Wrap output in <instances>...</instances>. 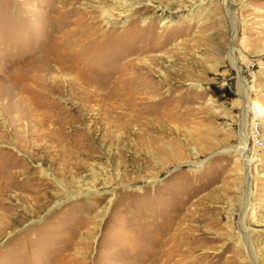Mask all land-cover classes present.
Listing matches in <instances>:
<instances>
[{
  "label": "rangeland",
  "instance_id": "obj_1",
  "mask_svg": "<svg viewBox=\"0 0 264 264\" xmlns=\"http://www.w3.org/2000/svg\"><path fill=\"white\" fill-rule=\"evenodd\" d=\"M0 264H264V0H0Z\"/></svg>",
  "mask_w": 264,
  "mask_h": 264
},
{
  "label": "bare ground",
  "instance_id": "obj_2",
  "mask_svg": "<svg viewBox=\"0 0 264 264\" xmlns=\"http://www.w3.org/2000/svg\"><path fill=\"white\" fill-rule=\"evenodd\" d=\"M233 35H234V32H233ZM231 52H232V48L230 50L229 56H230V59H231L230 61H231L232 65L235 66ZM241 80H239L240 88L245 86ZM247 99L248 98H247V94H246L245 97L243 98L242 120H241V142H240V147H238V150L240 151V153H241L242 157L244 158L245 162L247 163V165H249V163L253 159V156L249 154L250 153L249 151H247L248 150L247 149V136L245 134L246 133V124H247V110L245 108V105H246ZM246 177H247V183L249 184V182H250L249 166L246 169ZM248 191H247V195L245 197L242 212H244L246 210L247 206L249 205L248 200H249L250 191L249 192ZM240 225H241V227H243V229L241 231V235H240V238H241L240 240L242 241V245L246 249V252L249 254L250 257H252L251 259L254 261V257L251 256L252 255V253H251L252 247H251V244L249 241L248 233L246 231L247 229L244 227V220L241 219Z\"/></svg>",
  "mask_w": 264,
  "mask_h": 264
}]
</instances>
